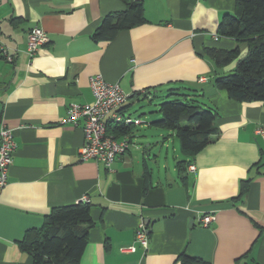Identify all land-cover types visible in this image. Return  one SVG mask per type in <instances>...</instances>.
Wrapping results in <instances>:
<instances>
[{
	"label": "crops",
	"instance_id": "0c3cea01",
	"mask_svg": "<svg viewBox=\"0 0 264 264\" xmlns=\"http://www.w3.org/2000/svg\"><path fill=\"white\" fill-rule=\"evenodd\" d=\"M132 1L143 3L145 21L96 38L104 18ZM235 10L236 0H0V125L16 144L0 194V264H35L21 246L26 233L41 229L53 208L79 202L92 205L94 223L80 264H178L182 253L208 264H264V101L218 90L215 78L237 61L219 67L207 54L247 53L245 43L218 36ZM36 27L49 42L31 58ZM95 75L119 83L128 97L122 112L141 120L121 136L130 147L110 169L81 160L82 124H61L70 105L93 102ZM182 89L195 90L196 106L217 109L218 135L193 157L174 147L170 170L176 136L154 125L162 117L157 100ZM141 101L158 115H134ZM183 161L196 167L186 168L185 181ZM206 215L208 226L200 221ZM141 224L147 248L136 239ZM132 245L134 252L121 251Z\"/></svg>",
	"mask_w": 264,
	"mask_h": 264
},
{
	"label": "trees",
	"instance_id": "16d2710c",
	"mask_svg": "<svg viewBox=\"0 0 264 264\" xmlns=\"http://www.w3.org/2000/svg\"><path fill=\"white\" fill-rule=\"evenodd\" d=\"M144 5L138 1L127 3L124 11L106 16L97 30L96 38L131 28L145 21ZM219 37H230L246 44L247 53L242 56L240 47L233 50L209 49L208 56L219 67L237 61L235 69L225 76H217L215 85L231 100L239 102L264 101V0H236L234 13L226 14L218 29ZM182 90H188L182 91ZM167 91L159 104L161 118L154 125L171 130L179 140L183 154L193 157L214 142L218 135L216 108L203 109L194 104L193 89ZM158 98V97H157ZM132 126L123 127L109 123L108 133L117 138L130 133ZM189 163L178 162L177 167L184 181L188 178ZM249 182H243L242 192ZM92 205L79 202L53 208L45 217L41 229L28 231L21 242L22 249L30 254L35 264H80L89 230L94 226L90 217ZM178 264H208L182 253Z\"/></svg>",
	"mask_w": 264,
	"mask_h": 264
},
{
	"label": "built area",
	"instance_id": "2783aa9c",
	"mask_svg": "<svg viewBox=\"0 0 264 264\" xmlns=\"http://www.w3.org/2000/svg\"><path fill=\"white\" fill-rule=\"evenodd\" d=\"M216 37V36H215ZM217 36L215 40H218ZM49 42L47 33L41 28L31 30L27 43L29 56L34 57L39 49ZM8 60L12 58L8 56ZM206 78L201 77L204 82ZM94 100L91 104H72L67 109L66 117L61 121L62 125L82 124L84 131V144L80 150L82 161L96 160L103 163L106 169H110L115 161L124 155L130 147V138L124 136L116 138L108 133L109 123L118 124L123 127L137 126L141 120H134L122 112V108L128 99L119 83H108L101 75L90 78ZM0 194L7 185L9 169L13 164V157L16 150L13 130L0 125ZM196 167L191 165L190 171H195ZM201 223L208 226L213 221V217L206 215L201 218ZM137 242L144 248L148 247L149 236L144 224L140 225L136 235ZM135 246L121 248L122 252L129 253L135 251Z\"/></svg>",
	"mask_w": 264,
	"mask_h": 264
},
{
	"label": "rangeland",
	"instance_id": "374dc122",
	"mask_svg": "<svg viewBox=\"0 0 264 264\" xmlns=\"http://www.w3.org/2000/svg\"><path fill=\"white\" fill-rule=\"evenodd\" d=\"M166 94V92L164 93V95ZM163 95V94H161ZM169 99H164L163 97H161L159 100H157L158 103H163L165 101H167ZM142 106V107H141ZM158 106H152V105H148L146 102L144 103L143 101H141V104L137 106V109H136V112L134 113V115H140V114H145L143 117H154L158 114H155L153 111H155V109L157 110ZM140 112V114H139ZM160 118V117H159ZM139 130H144L146 131V129H139ZM140 140V142H143L145 146L148 145V142H145V139L143 137H140L138 138ZM174 147H176V149L178 150V154L179 155H182L183 157V154H181V151H180V144H179V141L174 138V145L172 144V142L170 143V148H169V152H168V155H167V158L168 160L170 161V170H173V166L174 165V152H173V149ZM163 158L166 157V154H165V151L163 152ZM165 160V159H164Z\"/></svg>",
	"mask_w": 264,
	"mask_h": 264
}]
</instances>
